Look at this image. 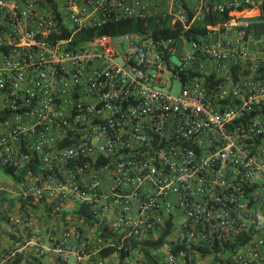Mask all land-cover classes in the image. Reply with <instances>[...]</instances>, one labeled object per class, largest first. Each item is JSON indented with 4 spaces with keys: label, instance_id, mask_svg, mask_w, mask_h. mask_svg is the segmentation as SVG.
<instances>
[{
    "label": "built area",
    "instance_id": "1",
    "mask_svg": "<svg viewBox=\"0 0 264 264\" xmlns=\"http://www.w3.org/2000/svg\"><path fill=\"white\" fill-rule=\"evenodd\" d=\"M156 1L0 0V264H264V0ZM122 18L182 31L76 40Z\"/></svg>",
    "mask_w": 264,
    "mask_h": 264
},
{
    "label": "trees",
    "instance_id": "2",
    "mask_svg": "<svg viewBox=\"0 0 264 264\" xmlns=\"http://www.w3.org/2000/svg\"><path fill=\"white\" fill-rule=\"evenodd\" d=\"M231 16L229 15V12H225L223 14H214L211 15L206 21L197 23L193 25L189 30L185 32L186 36L191 40L198 39L199 36L206 34L207 28L206 26H216L219 24H225L231 20ZM158 20H160L158 22ZM251 21H254V25L249 27L247 29V32H251L253 29L256 32H260L264 28V5L262 6V12L261 15L257 18L252 19ZM151 31L155 37H174L177 36L181 31L182 27L180 25H176V27L171 28L169 27V19L163 20L161 18H150L148 20L145 19H130V18H122L118 21L110 22L107 25L102 26L98 30H90V31H82L79 32L76 35V40L78 41H84L89 40L93 38L96 35L101 34H111V35H117L122 33H128V32H148ZM234 77L237 79V73L236 70H233ZM7 174L11 175L12 178H16V175L13 171L5 170L3 169ZM76 214L78 218L84 219L88 224L91 226H94V223L96 222V217L94 215V211L91 210L87 205H78ZM172 227L169 224L167 228L162 231L159 235V239L156 242H151L148 244L149 249H145V255L147 257L150 256V250L156 249L157 247L162 246L168 234L170 233ZM247 240V239H245ZM240 243H237L238 246ZM181 249L188 250L186 246H181ZM202 255L206 256L209 254V251L207 248L204 247H194V249ZM110 251H104V255H108Z\"/></svg>",
    "mask_w": 264,
    "mask_h": 264
},
{
    "label": "crops",
    "instance_id": "3",
    "mask_svg": "<svg viewBox=\"0 0 264 264\" xmlns=\"http://www.w3.org/2000/svg\"><path fill=\"white\" fill-rule=\"evenodd\" d=\"M183 1L186 5H192L193 3V0H183ZM148 7L151 11L153 12L158 11V13H165L169 10L168 0H158L156 2L148 3ZM0 105H1V101H0ZM11 188H15V186H13V182L12 184H10V186L8 185L0 186V189H6V190L9 189L8 191H10ZM10 196L11 195L9 194V192H4L2 195H0V197L9 199V200H10ZM15 203H16L15 200L10 201V204H12L14 210L17 211V204ZM69 207L75 208L74 205H70ZM48 222L49 221L45 222V224L46 223L48 224ZM88 231H89V228L85 230L86 233ZM0 233H1V241H0V257H1L5 252L14 248L15 243H14V237L10 231H7L6 229L0 226ZM23 256H24V259H23L22 264H56V259L54 257H45L39 261H35V259L30 257V255L28 254H24Z\"/></svg>",
    "mask_w": 264,
    "mask_h": 264
},
{
    "label": "rangeland",
    "instance_id": "4",
    "mask_svg": "<svg viewBox=\"0 0 264 264\" xmlns=\"http://www.w3.org/2000/svg\"><path fill=\"white\" fill-rule=\"evenodd\" d=\"M179 89V85L175 86L173 93H176ZM13 178L11 175L7 174L3 169L0 168V186H10L12 184ZM14 184V182H13Z\"/></svg>",
    "mask_w": 264,
    "mask_h": 264
}]
</instances>
